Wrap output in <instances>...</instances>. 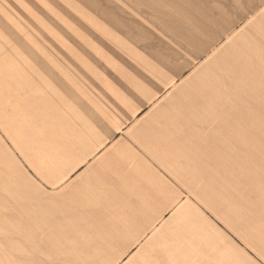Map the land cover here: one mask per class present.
Returning a JSON list of instances; mask_svg holds the SVG:
<instances>
[{
    "label": "crops",
    "instance_id": "obj_1",
    "mask_svg": "<svg viewBox=\"0 0 264 264\" xmlns=\"http://www.w3.org/2000/svg\"><path fill=\"white\" fill-rule=\"evenodd\" d=\"M261 8L239 19L259 22ZM51 41L0 65V216L78 224L135 250L134 264H264V184L249 174L248 122L232 118L242 87H209L227 96L209 103L170 66L120 84L56 54L71 39Z\"/></svg>",
    "mask_w": 264,
    "mask_h": 264
},
{
    "label": "rangeland",
    "instance_id": "obj_2",
    "mask_svg": "<svg viewBox=\"0 0 264 264\" xmlns=\"http://www.w3.org/2000/svg\"><path fill=\"white\" fill-rule=\"evenodd\" d=\"M253 7L264 9V0H0V65L9 55L37 53L35 38H67L69 50L58 47L56 54L74 56L73 69L101 72L120 84L170 66L181 71L185 87L200 82L198 95L209 103L227 97L209 87H242V95L230 98L246 110L232 118L248 122L249 174L264 184V18L239 19L242 9ZM165 56L184 61L162 62ZM207 71L215 76L211 84L192 78ZM37 212L24 208L19 217L9 207L0 216L8 219L0 221V264H134L135 250L113 249L117 240L81 238L89 233L70 230L78 224L41 222L47 216Z\"/></svg>",
    "mask_w": 264,
    "mask_h": 264
}]
</instances>
